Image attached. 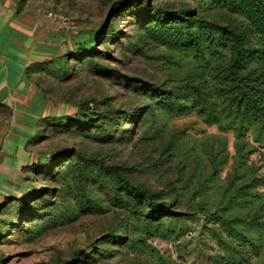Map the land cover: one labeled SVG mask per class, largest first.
I'll use <instances>...</instances> for the list:
<instances>
[{
  "label": "rangeland",
  "instance_id": "374dc122",
  "mask_svg": "<svg viewBox=\"0 0 264 264\" xmlns=\"http://www.w3.org/2000/svg\"><path fill=\"white\" fill-rule=\"evenodd\" d=\"M6 1L25 38L8 25H0V59L18 67L27 58V50L14 45L13 39L39 42L32 80L50 102L48 116L41 118L40 97L26 110L34 118H28L33 123L29 134L33 137L26 144L32 157L28 161L41 163L60 149L68 152L51 174L31 168L0 186V196L31 192L26 193L27 202L37 211L20 220L14 218L13 207L0 215V264H225L231 248L240 251L244 264H264V231H248L258 238L248 245L234 237L238 225L215 221V212L226 220L235 216L264 220V207L249 203L246 195L235 199L236 192L229 185L235 164L232 132L219 131L195 112L151 111L148 98L135 90L131 81L95 68L90 57L78 49L83 41H90L100 51L92 60L166 86L186 77L188 56L149 41L134 46L144 32L137 17L128 11L113 22L115 12L110 11L115 0ZM161 2L181 6L193 1ZM207 14L222 22L233 18L214 8ZM112 22L121 31L117 39L94 41L97 30ZM4 67L0 60V85L6 80L11 87L18 80ZM30 73L25 72L23 79L27 81ZM5 92L0 93V99ZM104 99L119 110L145 107L151 117L142 130L138 128L141 117L134 123L126 121L123 127L132 131L125 138L101 136L78 128L73 121L67 126L57 124L65 115H77V110L104 112ZM16 113L19 115L12 105L0 100L1 158L4 139L17 129L10 125ZM76 156L83 166L81 181L72 162ZM99 162L128 169L136 181L172 202L183 215L151 225L128 216L113 204L109 184L101 185L91 177ZM246 165L252 174L241 181L253 174L264 176V147L252 153ZM78 187L85 191L87 201L85 197L80 200ZM257 189L264 191V187ZM240 219L236 220L244 226ZM9 221L16 224L7 225Z\"/></svg>",
  "mask_w": 264,
  "mask_h": 264
},
{
  "label": "trees",
  "instance_id": "16d2710c",
  "mask_svg": "<svg viewBox=\"0 0 264 264\" xmlns=\"http://www.w3.org/2000/svg\"><path fill=\"white\" fill-rule=\"evenodd\" d=\"M192 1L181 6L161 0H115L111 4L110 12H115L113 22L118 17L125 16L126 11L137 17L144 36L138 38L134 46L140 47V43L149 41L188 56L186 77L172 86L123 74L115 67L92 60V55L100 51L96 50L95 44L90 41H83L78 50L90 57V63L95 68L131 81L134 89L140 90L148 98L151 111L155 112L161 108L167 113L195 112L204 122L216 126L219 131L232 132V159L235 164L229 185L236 192L235 199L246 195L249 197V203H260L259 206L263 209L264 191L257 188L264 187V176L253 174L246 181L241 179L244 175L252 174V171L248 172L250 166L246 165L247 158L264 147V0ZM213 8L220 9L226 16L233 18L222 22L208 17L207 10ZM113 22L107 28L103 26L97 30L94 41L103 42L107 37L117 39L121 31ZM33 65L27 66L26 72L31 70L35 73ZM106 100L102 102L105 104L104 112L97 113L92 108L77 110V115H65L57 124L67 126L73 121L78 128L93 130L101 136L125 138L132 131L131 127H123L126 121L134 123L141 117L138 128L142 130L151 117L146 114L145 107L139 106L135 111L119 110ZM32 137L33 135L29 141ZM66 152L68 150L60 149L41 160V163L34 161L23 165L21 173L37 168L51 174ZM78 157L72 162L81 181L83 166L77 163ZM93 169L91 177L96 178L101 185L107 182L112 189L113 204L145 225L159 224L164 219L183 215L173 208L172 202L160 199L152 188L136 181L128 169L102 162ZM26 178L24 176L23 179ZM26 193L31 192H22L20 195L7 193L0 196V215L10 211L12 207L16 220L37 212L30 209ZM78 196L80 200L84 197L86 201L88 199L82 187H78ZM39 200L43 201L42 197ZM214 215L216 222L224 220L226 224L238 225L240 228L236 230L234 237L248 245H253L254 240L258 239L248 231H264V220H257V216L243 220L235 216L226 220L220 212H215ZM235 218L242 220L245 225L242 226ZM231 220L235 223H231ZM10 224L16 223L9 221L7 225ZM244 259L239 250L231 248L225 258V264H244Z\"/></svg>",
  "mask_w": 264,
  "mask_h": 264
},
{
  "label": "crops",
  "instance_id": "0c3cea01",
  "mask_svg": "<svg viewBox=\"0 0 264 264\" xmlns=\"http://www.w3.org/2000/svg\"><path fill=\"white\" fill-rule=\"evenodd\" d=\"M8 6L7 1L4 2V0H0V25H8L16 31L17 34L22 35V37L25 38V35L21 30L22 28H16L15 18L13 17L14 10ZM9 19L11 22L8 23ZM34 31L35 29L32 32L35 33ZM40 31H42L41 28H39L38 34ZM13 42L14 45L18 44L17 46H19L20 49L27 50V53H25L27 58L25 61H20V65L18 67L5 65L4 59H0L1 63L5 66L4 69L12 73L14 78L18 80V82L11 87L6 80L1 82L0 93L6 91L4 97L1 98L2 103L5 105H12L13 112L15 113L16 111L19 113V115L16 113V116L10 123L12 127L17 129L12 130L7 135L4 139L3 148L1 150L2 153L4 152V156H2V158L0 157V186L6 185L10 181L18 179V176L21 174V167L29 164L28 160L32 158L26 151V144L31 137L29 134H31L33 128V123H30L28 118H34L26 110L30 109L33 103L40 97L39 99L42 104L40 109L41 118L48 116V113L50 112V102L43 96L36 83L32 80L33 73H30V76L27 74V81L26 79H23L25 76L24 73L27 71V66L37 60L35 56L37 55V52H40L41 50L40 45H38L39 42L34 44L30 40L24 43V41L20 42L15 41L14 39ZM22 54L24 53L22 52Z\"/></svg>",
  "mask_w": 264,
  "mask_h": 264
}]
</instances>
